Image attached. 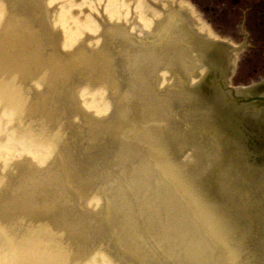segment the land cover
Masks as SVG:
<instances>
[{
    "label": "bare ground",
    "instance_id": "bare-ground-1",
    "mask_svg": "<svg viewBox=\"0 0 264 264\" xmlns=\"http://www.w3.org/2000/svg\"><path fill=\"white\" fill-rule=\"evenodd\" d=\"M97 1L96 6L102 7L98 11L94 0H0V264L25 260L33 264H169L161 252L163 246L174 243L155 221L138 223L130 209L129 213L122 209L121 189L110 194L100 182L75 172L72 155L65 149L70 144V125L89 127L87 138L93 143L99 129L129 138V144L117 149L116 158L133 160L139 152L136 144L144 137H154L165 146L167 139L183 133L179 130L186 124L196 129L214 121L216 114L234 115L241 109L223 86V81L230 84L237 63L236 57L229 59L225 54L212 58L217 68L208 73L210 80L215 79L208 106L200 103L198 91L186 88L156 94L166 84L199 86L205 81L206 50L196 36L212 39L215 47L223 42L189 2L162 0L157 7L155 0H147L148 5L146 0ZM128 7L134 10L130 19L124 12ZM190 16L195 22L189 21ZM133 38L144 43L130 45ZM116 47L124 69L115 61ZM177 73L184 81L179 77L177 81ZM253 110L251 106L244 108L243 115L235 114L243 118L247 129L254 125ZM164 120L167 129L162 132L144 126ZM205 130L216 136L210 127ZM183 135L196 137L189 132ZM193 151L195 162L188 168L156 149L146 151L155 160L142 157L175 202L182 205L185 190L190 189L209 213L207 219H193L183 212L180 221L190 223V229L182 223L172 225L178 229L174 242L181 252H169L170 264H210V260L211 264H244L239 260V233L245 234V242L250 241L255 216L263 224L264 264V148L258 150V173L239 170L237 155L231 153L224 170L216 178L208 176L211 184L217 180L221 186L226 216L221 206L193 190L195 184L203 185L196 177L212 166L221 169L213 165L220 147L215 141L197 142ZM42 169L48 177H42ZM46 185L55 187L64 201L52 199ZM99 208L104 217L97 228L85 216ZM240 209L245 219L241 229ZM30 229L35 234L22 246L21 237Z\"/></svg>",
    "mask_w": 264,
    "mask_h": 264
},
{
    "label": "rangeland",
    "instance_id": "rangeland-1",
    "mask_svg": "<svg viewBox=\"0 0 264 264\" xmlns=\"http://www.w3.org/2000/svg\"><path fill=\"white\" fill-rule=\"evenodd\" d=\"M147 1V0H146ZM162 0H155V5L158 7L160 5V2ZM186 2H189L192 4V7H194L198 13V15L201 16V19L204 23H206L211 29L214 31L215 34L218 35L219 38L222 40H226L227 42L233 41L230 36V30L229 26L226 24V20H221L219 18L215 17L214 8L211 6L209 0H184ZM96 4H95V3ZM93 4L94 6L99 4V1L94 0ZM147 1V5H148ZM155 6V7H156ZM102 7L96 6V10H100ZM130 19L133 14L134 10L133 8H126L124 11ZM141 17L143 20H147L146 15L142 13ZM139 21H141L139 19ZM142 23H144L142 21ZM223 24V26H222ZM96 27L99 28V24H96ZM135 27L130 24L128 26V29H130L133 34L135 32ZM134 36V35H133ZM236 36V35H235ZM239 38V35L237 36ZM239 40V39H236ZM132 42L143 44L144 41L137 40V38H133L129 44L131 45ZM237 42V41H236ZM235 41H233V45L240 47ZM227 44V43H226ZM125 47V46H124ZM126 48V47H125ZM128 49V47H127ZM120 50V49H119ZM114 52L116 54L115 61L119 62L120 68H123V65L125 64L124 61L120 62V59L122 57L118 56V50L117 47L114 49ZM127 56L126 52H124L123 57ZM241 58V57H240ZM123 60V58H122ZM207 63L210 64V60L207 61ZM243 65V61L239 62L237 71L235 73L234 78L231 80L230 86L232 88L236 87H242L249 85L254 82H258V79H249L244 74H241V66ZM124 69V68H123ZM207 70H205L206 72ZM207 75V74H206ZM177 81L178 77L183 80V77L177 73ZM125 79L127 76H124ZM194 87V86H191ZM196 87V86H195ZM194 87V88H195ZM182 88H186L184 90L189 91L193 90L194 88H187L184 87L182 84H179L178 87L175 86V84H172L164 87H158L156 94L163 95L168 90L171 92L179 91ZM199 95V94H198ZM198 99L200 100V103L205 105L211 104V97L208 96L207 93H201V96H198ZM216 117V118H215ZM106 117L99 119L104 120ZM214 120V128H211L210 124L203 123L201 126H199L196 129H192L191 126L186 124L184 128H181L179 131L181 132H189V133H195V138H190L186 135H183V133L177 137L174 140L167 139L165 146L160 145L156 138H146L141 139L137 142L136 148L139 149V152L136 153L133 160L130 159H117V149L121 147L123 144H129V138L123 139L122 137L118 136H111L108 135L107 132L102 133V129H99L97 131L98 139L95 143L91 142L87 137L91 133V130L89 127H86L79 123L78 125H70L71 134H69V147H65L67 152H70V155H72L73 158V164L75 167V172L77 174L83 173L85 174L89 179H93L94 181L100 182V186L104 187L105 190L111 194L114 189H121L124 193V198L120 201L121 207L127 208V211L129 213V209L131 210V217H133L135 220L139 221L138 223L146 224L149 221H155L158 226L159 231L161 232V228L163 230V233L166 234L168 239H171L174 243L173 246L166 245L163 246L164 251L161 252V255L165 262H168L170 264L171 256L169 252L171 250H175L179 255L181 252L180 246H177L175 244V239L178 236V229L172 228V225L177 226L178 224L182 223L185 229H190L192 226L189 223V225L186 222L180 221V216L183 214V211L181 209V204L178 202H175L173 200V197L170 195L169 192H167L164 189V186L162 182L159 180V178L154 175L155 171L151 165H148L146 162L148 159H154L152 157H148L146 151L148 149H156L159 152H163L167 158L180 165L181 168L185 166V168H188L189 166H192L195 162V155L193 151V145L199 143H209L210 141L216 142L218 147H220V151L218 154V157L216 161L213 163V165H219L221 169H217L215 166L210 167L206 172H203L202 175L196 177V179L199 180L198 183H200V179H202L201 184L203 185H196L193 186V190L198 192V194L204 198L207 202L214 205L221 206L220 209L222 210L223 214L226 216V203L225 200H221L222 194L219 192V189L221 186L218 184L217 180L214 184L210 183V178L208 176L215 177L216 173H220L224 170V168L229 163V154H236L238 159H235L237 165L239 166V170H245L252 173H258L261 169L260 166L257 165L256 158L257 156L254 154V152L249 151V148H247V143L242 142L244 139L234 138L232 141L230 136L226 133H230L229 129L221 126L224 124H220L219 119L220 117L218 114L214 115L212 117ZM238 124V122H237ZM144 126H149L154 130H158L162 132V130L167 129V122L164 120V122H152L148 123ZM207 126V127H206ZM256 127L259 126V124L256 123ZM211 128V130L214 131V134L216 136H213L210 131H206L205 129ZM218 129H217V128ZM243 131L245 132L247 130V127H241ZM206 131V132H205ZM90 132V133H89ZM264 132V127H263ZM237 134V132L235 133ZM210 136V138H208ZM232 143V144H231ZM231 145H234V149H231ZM162 149V150H161ZM257 149V148H256ZM173 153H176L177 156ZM142 157L148 158L144 159L142 161ZM155 160V159H154ZM142 161V162H140ZM148 165L149 167L147 169H144V165ZM144 170L146 172L145 174H141L139 170ZM153 170V171H152ZM42 174V177L46 178L48 177V173L46 172V169H42L40 171ZM138 173V175H135V173ZM156 172V171H155ZM186 174L188 172L185 171ZM197 172V171H196ZM195 172V173H196ZM216 178V177H215ZM47 192L49 196L59 202L64 201V197H59L60 193L59 191L51 186L46 185ZM110 187V188H109ZM105 191V192H106ZM222 203V204H220ZM173 205V206H171ZM171 212L172 215H171ZM242 210H239V226L240 229L244 227L245 225V219L244 216L240 217L243 213H241ZM177 214L176 219H173L174 214ZM245 215V214H244ZM93 225L94 227H99L103 222L104 217V210L102 208H99L98 210L89 213L85 216ZM172 221H170V219ZM161 228H160V227ZM263 227V224L261 225L259 223L258 217L255 216L251 223V237L250 241L245 242L243 240V237L245 239V234L239 233V239L241 243V247L239 248V260L244 261V264H261V256H262V248H261V229ZM242 236V237H241ZM149 244L152 243L151 239H148ZM244 242V243H243ZM156 252V250H155ZM254 253V254H252ZM103 258H105L106 261L107 258L100 254ZM212 263H214L212 261ZM211 264V260H210Z\"/></svg>",
    "mask_w": 264,
    "mask_h": 264
},
{
    "label": "flooded vegetation",
    "instance_id": "flooded-vegetation-1",
    "mask_svg": "<svg viewBox=\"0 0 264 264\" xmlns=\"http://www.w3.org/2000/svg\"><path fill=\"white\" fill-rule=\"evenodd\" d=\"M214 13L247 45L249 74L264 78V0H211Z\"/></svg>",
    "mask_w": 264,
    "mask_h": 264
},
{
    "label": "clouds",
    "instance_id": "clouds-1",
    "mask_svg": "<svg viewBox=\"0 0 264 264\" xmlns=\"http://www.w3.org/2000/svg\"><path fill=\"white\" fill-rule=\"evenodd\" d=\"M181 209L185 214L191 216L193 219H207L209 216L208 210L198 201L195 193L190 189L185 190ZM43 228L44 226H41V229ZM34 234L35 231L30 229L28 233L21 237L20 244L22 246L29 244L30 237ZM5 264H8V262L5 261ZM14 264H33V262L25 260L14 262Z\"/></svg>",
    "mask_w": 264,
    "mask_h": 264
}]
</instances>
